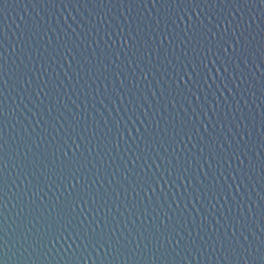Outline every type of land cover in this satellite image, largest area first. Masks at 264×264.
<instances>
[{
	"label": "water",
	"instance_id": "95a60500",
	"mask_svg": "<svg viewBox=\"0 0 264 264\" xmlns=\"http://www.w3.org/2000/svg\"><path fill=\"white\" fill-rule=\"evenodd\" d=\"M0 264H264V0H0Z\"/></svg>",
	"mask_w": 264,
	"mask_h": 264
}]
</instances>
